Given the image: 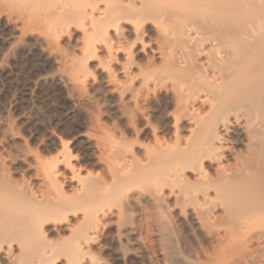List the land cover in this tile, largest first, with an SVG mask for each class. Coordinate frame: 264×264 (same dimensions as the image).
I'll return each mask as SVG.
<instances>
[{"label": "rangeland", "instance_id": "obj_1", "mask_svg": "<svg viewBox=\"0 0 264 264\" xmlns=\"http://www.w3.org/2000/svg\"><path fill=\"white\" fill-rule=\"evenodd\" d=\"M226 9L225 31L235 39L238 56L232 59V50L224 49L228 62L219 77L212 78L201 68L199 63L206 62L207 55L186 67L175 64L167 73L169 63L154 53V33L146 32L143 40L148 48L143 53L139 46L130 47L134 37L123 25L122 46L132 52L133 63L126 74L121 70L126 62L123 52L111 60L99 48L97 58L89 62L81 95L59 78L60 92L66 97L63 105L61 93L36 82L33 63L0 44L1 64L8 66L14 58L16 74L0 82V155L13 157L18 150L23 156L10 172L14 180L31 183L26 166L38 158H54L59 138L68 143L83 170L93 177L102 174L101 147L84 137L97 135L95 131L132 146L139 158L147 149L156 155L161 143L168 151L166 163L171 159L178 163L179 179L166 182L159 199L143 195L138 187L124 188L134 198L113 204L115 216L107 232L85 249L92 264H264V51L249 61L244 56L254 48L241 39L253 24L264 28V0H226ZM6 33L0 30L1 37ZM78 40L75 32L62 47L72 52ZM48 64L52 71L60 68L56 58ZM141 67L160 73L166 86L141 91V78L133 80ZM107 69L129 89L122 92L108 85ZM26 89L31 90V100L23 93ZM214 90L220 96L210 94V103L198 99L185 107L194 94ZM31 104L36 118L22 122L20 114ZM235 116L241 119L239 124L233 122ZM225 123L227 127L222 126ZM10 133L19 139L7 140ZM213 140L217 149L209 148ZM127 228H133L129 235Z\"/></svg>", "mask_w": 264, "mask_h": 264}, {"label": "bare ground", "instance_id": "obj_2", "mask_svg": "<svg viewBox=\"0 0 264 264\" xmlns=\"http://www.w3.org/2000/svg\"><path fill=\"white\" fill-rule=\"evenodd\" d=\"M226 10V0H0V30L7 32L0 36V44L33 63L36 82L47 85L55 93H61L60 77L75 93L83 91L89 62L97 58L99 48L111 60L113 55L123 52L126 62L121 64V70L126 74L133 63L132 52L122 46L123 25H127V32L134 37L130 47L139 46L143 53L148 48L143 40L146 32L154 33V53L169 63L167 73L175 64L186 67L207 55L206 62L199 64L205 73L216 78L225 71L228 62L224 49L232 50V59L238 56L235 39L230 36L231 32L225 31L229 21ZM252 26L241 38L254 48L244 56L249 61L264 51V43H258L264 39V28ZM75 32L79 33L78 47L67 52L62 43ZM18 38L22 41L16 44ZM52 58L60 63L57 71L49 67ZM13 59L7 61L8 66L0 61V82L2 78L8 81L16 76ZM243 65L242 69L248 68ZM144 69L141 67L133 78H141V91L166 86L165 77L160 73ZM106 77L111 87L122 92L129 89L118 83L108 69ZM196 80L209 84L207 79L196 77ZM214 88L218 90L219 85ZM217 90L206 95L196 93L184 105L190 106L198 99L210 103V94L220 96ZM23 93L30 99V89ZM1 96L0 92V99ZM58 98L61 105L66 102L62 93ZM27 108L19 118L28 123L36 118V113L32 104ZM233 120L239 124L241 119L235 116ZM222 126L227 127V123ZM95 132L97 135L84 136L87 143L95 141L102 150L100 161L104 170L95 177L79 166L72 149L62 138L54 158H38L26 166L31 183L18 182L10 173L22 160L18 150H12L14 156L17 154L15 157L0 155V264H92L85 249L107 232L115 216L113 204L134 198V194L126 193L128 188L138 187L143 195L156 200L164 194L166 182L179 179L178 163L172 159L166 163L168 151L161 143L156 146V155L147 149L144 157L139 158L132 146L118 144L108 135ZM18 139L13 133L7 135L11 142ZM215 140L219 143V138ZM215 140L210 149H217ZM125 231L129 235L133 228ZM132 252L135 258L139 257L138 252Z\"/></svg>", "mask_w": 264, "mask_h": 264}]
</instances>
